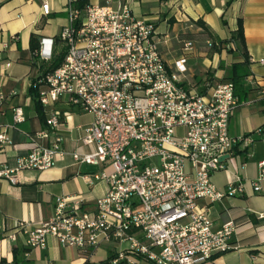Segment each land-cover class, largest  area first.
Masks as SVG:
<instances>
[{
	"label": "built area",
	"instance_id": "obj_1",
	"mask_svg": "<svg viewBox=\"0 0 264 264\" xmlns=\"http://www.w3.org/2000/svg\"><path fill=\"white\" fill-rule=\"evenodd\" d=\"M131 1L77 8L78 0H67L68 24L58 36L64 60L33 84L46 114V128L38 135L50 144L33 146L15 167L0 164V178L12 184L23 171L55 168L66 155L61 126L74 111L88 113L93 122L83 128L81 142L93 150H76L73 158L102 169L90 182H106V195L92 212L72 196L56 197L50 219L20 221L5 234L13 242L23 237L28 248H44L53 237L82 253L105 241L128 244L110 264H140V258L153 264H208L215 255L238 249L231 243L235 223L215 229L210 206L244 196L247 185L264 194V162L258 163L256 179L238 178L225 190L212 177L227 170L228 161L249 149L264 128L232 135L231 117L243 103L234 83L213 77L199 85L188 81L187 61L198 42L184 40L179 59L169 65L156 25L136 18ZM51 12L50 2H43L42 14ZM204 48L236 51L212 40ZM55 49L56 39L44 37L35 56L51 63ZM249 61L264 66V58ZM259 95L264 97V90ZM3 99L0 95V107ZM61 103L69 110L59 109ZM13 119L15 125L26 120L21 106L13 109ZM0 144L4 150L13 141L2 132ZM258 217L264 219V213Z\"/></svg>",
	"mask_w": 264,
	"mask_h": 264
},
{
	"label": "crops",
	"instance_id": "obj_2",
	"mask_svg": "<svg viewBox=\"0 0 264 264\" xmlns=\"http://www.w3.org/2000/svg\"><path fill=\"white\" fill-rule=\"evenodd\" d=\"M45 1L51 4L49 16L42 14ZM87 1L88 4L105 3V0ZM130 6L136 18L156 25L164 40L162 53L169 65L173 66L179 59L184 40L198 42L186 66L191 83L196 84L194 73L197 71L201 79L232 81L228 78L229 68L245 61L241 43H225L233 45L236 51L223 49L221 52L205 49L204 44L207 40L220 44L229 42L241 19L246 54L249 59L264 58V0H133ZM66 8L67 0H0V95L4 97L0 107V133L5 132L13 141V145L4 150L0 144V164L15 167L17 159L26 156L33 146L50 144L38 135L46 128V114L37 104L33 89L34 82L48 70L50 63L39 61L33 54L31 37L37 35L38 44L44 37L57 39L68 24ZM199 21L205 26L199 25ZM6 62H11L12 66L7 68ZM248 70L250 75L244 79L247 99L230 120V132L234 136L264 128V97L259 95V91L264 90V66L249 61ZM20 106L26 120L15 125L13 109ZM58 108L69 110L64 103ZM41 110L45 124L40 117ZM92 122L93 116L84 112L74 111L66 118L60 128L61 147L66 155L55 168L23 171L18 176V184L0 178V264H12L15 256L34 264H104L128 248L126 243L105 241L88 253H82L73 247H63L53 237L47 239L44 248H28L23 237L13 242L5 234L17 222L39 224L50 219L54 215L56 197L72 196L84 203V210L92 212L96 201L106 195V182H90L102 169L77 163L73 158L76 150H93V147H83L81 142L83 128ZM259 162H264V131L249 149L239 151V156L228 161L227 170L215 173L212 182L219 190H225L238 178L254 180L260 173ZM246 189L244 196L226 198L210 206L215 229L228 222L235 223L231 243L238 249L215 255L208 264H264V219L258 217L264 213V194L254 193L250 185ZM200 205L208 203L201 200ZM138 236L141 238L142 234ZM140 264L153 263L141 259Z\"/></svg>",
	"mask_w": 264,
	"mask_h": 264
},
{
	"label": "trees",
	"instance_id": "obj_3",
	"mask_svg": "<svg viewBox=\"0 0 264 264\" xmlns=\"http://www.w3.org/2000/svg\"><path fill=\"white\" fill-rule=\"evenodd\" d=\"M87 4H88L87 0H78V2L76 3V7L77 8H84ZM198 24L203 26V27L205 26L204 22H202V21H199ZM38 40H39L38 36L33 34L31 37V51L33 52L34 55H36V52L40 48L41 40L39 41V44H38ZM238 41H239V43H241L242 50H243L242 52H243V56L245 57V61L242 63H234L228 70V78L230 80H232V82L234 83L236 95L239 96V98L241 99L242 102H244V101H246L247 94H248V89H247L246 85L244 84V79L247 76H249L250 73L248 70L249 57L246 54L245 49H244L245 40H244V27H243L242 19L239 21L238 30L235 32V34L232 36V38L229 40V42H222L221 44H225V43L237 44ZM212 52H221V50L213 49ZM65 54H66V49H65V47L62 46L60 40L57 38L56 39L55 57H54L53 61L50 63L48 70H46V72L43 75H46L47 73L52 72V71L56 70L57 68H59L61 66L63 60H64ZM37 104L41 107V109L43 108L39 101L37 102ZM40 117H41L42 122L45 124V116H44V113L42 112V110L40 113ZM112 259H113V257L110 258L104 264H110ZM140 259H144V258H140ZM2 264H7V263L2 262ZM12 264H34V263L31 261H28V260H18V258H16V256H15L14 262Z\"/></svg>",
	"mask_w": 264,
	"mask_h": 264
},
{
	"label": "rangeland",
	"instance_id": "obj_4",
	"mask_svg": "<svg viewBox=\"0 0 264 264\" xmlns=\"http://www.w3.org/2000/svg\"><path fill=\"white\" fill-rule=\"evenodd\" d=\"M195 37H193V39H194ZM61 50V49H60ZM210 58V57H209ZM193 63V62H192ZM199 64H200V66H201V63L199 62ZM198 64V65H199ZM194 80H195V83L196 84H201V82H203V80H204V78L203 79H201L202 77H201V73H199L198 71L197 72H195L194 73Z\"/></svg>",
	"mask_w": 264,
	"mask_h": 264
}]
</instances>
